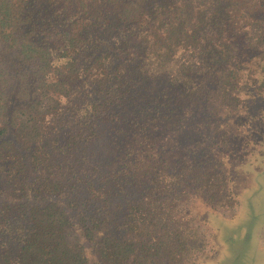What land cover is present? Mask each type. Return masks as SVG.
<instances>
[{"label":"trees","instance_id":"trees-1","mask_svg":"<svg viewBox=\"0 0 264 264\" xmlns=\"http://www.w3.org/2000/svg\"><path fill=\"white\" fill-rule=\"evenodd\" d=\"M29 1L0 0V264H194L212 233L180 201L235 204L211 155L233 136L189 133L179 152L182 113L249 97L236 126H257L264 0H34L36 16ZM71 98L77 113H55ZM163 113H180L167 148Z\"/></svg>","mask_w":264,"mask_h":264},{"label":"rangeland","instance_id":"rangeland-1","mask_svg":"<svg viewBox=\"0 0 264 264\" xmlns=\"http://www.w3.org/2000/svg\"><path fill=\"white\" fill-rule=\"evenodd\" d=\"M29 4H31L30 11L36 16L38 9H40L38 7L40 1L30 0ZM9 56L10 58H8ZM5 58L8 61L4 60ZM12 59L14 58L11 53L3 54V57L0 58V81L5 79L8 74H13L12 68H7L10 65L9 61ZM27 67H20L19 72L21 74L16 76V80H19V82L11 80L4 85V88L9 89V84L14 81L19 85L25 81L29 82L30 78L24 76ZM3 84L0 82V85ZM221 99V97H216L214 101H219L220 105ZM246 101L243 105L239 102L238 111L232 110L233 106L230 107L232 105L230 102H225L229 106L223 109L214 103L212 106L207 107V113H182L179 137L182 139L180 145L185 146L179 152L191 147L192 143L190 141L192 140H188L189 133H193L203 140V144L210 137H217L223 128L230 130L233 136L230 138L228 145H225V147L218 146L216 150L211 152V155L213 158L222 161V165L219 167L226 175L227 187L232 194L230 201L234 200L235 204L231 205L230 202L231 206H226L229 202H217L213 204L212 208L202 201L198 191L189 187L185 192L186 201H180V205L182 206L183 203V206L189 212V216H193L192 222L196 225L206 226L212 233L207 245L208 250H205L196 259L194 258V264H252L253 261L255 264H264V113L259 115L260 120L251 122H257L256 127L247 129L248 122H245L244 126H236L242 124L251 111L256 113V109L261 105V103H249V97ZM78 102L79 100L72 98L69 102L65 100L62 102L61 110H56L55 113H77L75 108L78 106ZM262 107L264 108V102ZM179 114L163 113L164 118L162 121L167 127L160 130L162 132L160 135H157V131L152 132L155 143H159L160 139L164 137L162 142H167L165 148L172 146V142L169 140L172 137L170 128L175 127L172 123ZM54 115L51 114L49 118H46L51 121L50 125L53 129L58 128L60 125ZM167 117H171L170 120H167ZM208 121L213 122V124L207 125ZM217 125L219 126L216 128ZM207 126H209L208 130L200 134V132L202 133L201 129ZM247 132L248 134H246ZM261 137L263 140L260 139ZM121 138L122 136L119 135V139ZM220 139L219 137L218 140ZM108 143V141L102 140L97 150L102 152L103 147ZM203 144L198 147L199 151L196 155L194 151V155L191 156L194 161L203 159L202 153L199 154ZM218 145L223 144L218 142ZM118 147V149H122L123 146L119 145ZM111 151L114 150L111 149ZM86 251L90 259L89 249ZM182 264L188 263L184 262Z\"/></svg>","mask_w":264,"mask_h":264},{"label":"crops","instance_id":"crops-1","mask_svg":"<svg viewBox=\"0 0 264 264\" xmlns=\"http://www.w3.org/2000/svg\"><path fill=\"white\" fill-rule=\"evenodd\" d=\"M258 229H259V227H258ZM259 230H260V229H259ZM259 230H258V231H259ZM252 264H255V263H254V261H253V263H252Z\"/></svg>","mask_w":264,"mask_h":264}]
</instances>
